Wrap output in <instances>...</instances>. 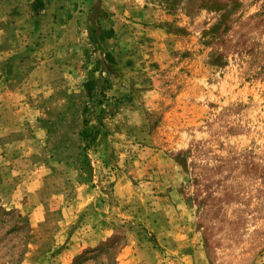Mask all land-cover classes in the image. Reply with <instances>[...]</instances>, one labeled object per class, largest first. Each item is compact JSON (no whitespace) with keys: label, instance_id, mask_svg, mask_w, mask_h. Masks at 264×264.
<instances>
[{"label":"rangeland","instance_id":"374dc122","mask_svg":"<svg viewBox=\"0 0 264 264\" xmlns=\"http://www.w3.org/2000/svg\"><path fill=\"white\" fill-rule=\"evenodd\" d=\"M34 1L0 0V264H264V0Z\"/></svg>","mask_w":264,"mask_h":264},{"label":"trees","instance_id":"16d2710c","mask_svg":"<svg viewBox=\"0 0 264 264\" xmlns=\"http://www.w3.org/2000/svg\"><path fill=\"white\" fill-rule=\"evenodd\" d=\"M33 9L37 12L42 11L44 9V0H35L34 4H33ZM113 34H114L113 29L103 30V32H102V36H104L106 38H111L113 36ZM94 85H95V81H93V80H90V81L85 83V87L89 92L94 89ZM86 109H88V111H90L89 107H86ZM99 120L101 121V119H99ZM90 144H91V141H90Z\"/></svg>","mask_w":264,"mask_h":264}]
</instances>
